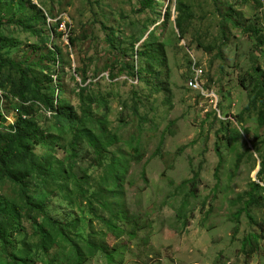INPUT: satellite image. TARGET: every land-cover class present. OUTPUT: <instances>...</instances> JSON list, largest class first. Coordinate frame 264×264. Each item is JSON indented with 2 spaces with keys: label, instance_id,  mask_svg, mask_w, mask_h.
<instances>
[{
  "label": "rangeland",
  "instance_id": "obj_1",
  "mask_svg": "<svg viewBox=\"0 0 264 264\" xmlns=\"http://www.w3.org/2000/svg\"><path fill=\"white\" fill-rule=\"evenodd\" d=\"M35 1L39 10L29 0L0 2V56L16 62L0 71V130L8 131L19 116L25 117L23 106L29 107L27 118L50 136L49 150L35 146L36 158L42 162L51 155L69 169L70 192H57L52 201L31 188L45 215L68 223L85 213L82 235L101 236L105 226L87 215V203L97 205L104 173L116 159L129 167L123 191L143 226L135 239L105 237L112 264H264V175L259 176L264 0H153L145 11L143 0ZM63 21L68 29L59 27V32L64 35L52 32ZM30 23L34 29L26 27ZM250 25L262 43L245 31ZM69 35L75 38L72 47ZM31 44H38V52ZM147 44L154 50L150 55L158 56L156 63L136 54ZM49 48L58 51L60 60L33 65ZM49 65L58 70L53 83L41 67ZM197 65L213 102L187 88ZM22 71L41 78L42 86L60 87L54 95L43 89L41 98L29 87L23 99L17 89ZM46 94L54 97L55 106L59 100L71 106L75 123L61 122L44 103ZM99 138L112 140L101 165L94 148ZM135 147L144 155L140 162L133 160ZM157 148L160 155H154ZM196 175L194 196L192 187L181 183ZM253 182L260 188L250 193ZM248 193L255 200L250 205ZM0 196L23 199L20 186L7 178L0 179ZM24 227L30 239L15 235V245L21 249L31 241L28 264H45L39 236L29 223ZM252 234L259 237L257 246L245 253L244 240ZM90 260L87 264H111L101 251ZM0 264H12L2 248Z\"/></svg>",
  "mask_w": 264,
  "mask_h": 264
},
{
  "label": "trees",
  "instance_id": "obj_2",
  "mask_svg": "<svg viewBox=\"0 0 264 264\" xmlns=\"http://www.w3.org/2000/svg\"><path fill=\"white\" fill-rule=\"evenodd\" d=\"M33 3L31 0H29ZM2 2V0H0ZM153 0H143L142 11L150 9ZM8 4V3H7ZM13 4L10 5L12 7ZM33 6H39L33 3ZM179 6L183 7L185 12L187 11L181 3ZM14 15L17 13H13ZM230 19V17L227 16ZM44 23L47 24V17L43 16ZM231 20V19H230ZM232 21V20H231ZM179 22V21H178ZM233 22V21H232ZM152 21V24H155ZM176 23V22H175ZM233 25L238 28V25L233 22ZM58 24L52 32L60 36L64 35L63 32H59ZM29 29H34L32 23L27 25ZM176 28L181 29L179 23H176ZM72 30L70 29V32ZM245 31H250L259 43H262L261 38L258 37V31L254 29L252 25L245 28ZM51 38V37H50ZM71 47L75 45V38L72 35L68 36ZM138 42L135 40V43ZM32 50L38 52L40 47L38 44L30 45ZM151 45H144L145 48L142 51H136V54L142 58H146L152 63H156L157 55H150L149 52H154L153 49H149ZM38 61L32 63L33 65H41L48 61L50 64H56L60 57L58 51L54 48H49L47 53H42ZM16 65L13 60H6L0 56V71L3 70L7 65ZM43 65V64H42ZM53 66V65H52ZM23 67V63H19V69ZM45 71V76L49 83H53V74L58 73L57 69H52L51 66H41ZM23 69V68H22ZM257 73H263L260 68L255 70ZM259 84L260 94L259 98L262 99L263 115L261 116L260 123L264 125V76L260 78ZM13 83V82H12ZM41 78H32L28 76L25 71H22V82L17 88L18 92L21 91L20 96L25 99V91L29 87H33L36 93L39 94V98L43 95V89L50 91L54 95L59 85H45L42 86ZM4 86L3 82H0V89ZM14 87V83H13ZM51 94H46L44 103L48 108L56 111L58 118L61 122H67L68 124L75 123L76 119L71 112V106L67 105L62 100H59V105H54V97ZM258 98V99H259ZM1 99V95H0ZM256 105V101H253ZM29 107L23 106L25 111V117L19 116L16 123L9 127L8 131L0 130V179L7 178L20 186V191L23 194L22 201L9 196H0V249L5 251L6 257L12 264H28V254L33 251V243L28 240L27 243L22 245L21 249L15 245V235L23 236L24 239H28L29 236L25 234L27 229L24 227V222L29 223L34 228V233L39 236L37 241L38 248H42L48 260L45 264H87L91 258L95 257L99 251L106 255L109 263L114 262L113 254L110 252V248L105 241V237L109 233H112L117 238H121L128 234L130 239H135L138 236L139 231L142 229L140 217H134L128 208V197L123 191V184L125 177L128 173L126 164L116 159L112 160L111 164L104 173V182L99 189L100 199L97 205L93 202L87 203L88 211L87 215L90 214L93 219L97 222L102 223L105 226V232L101 236L97 235V232H91L87 235H82L81 231L83 225L81 224L82 219L86 220L85 213L81 216H72L71 222L63 223L56 221L46 216L43 211L42 204L34 201V194L37 190L43 191L44 195L48 200L52 201V197L56 196V193L70 192L68 186V168L60 167L61 160L55 159V157L49 155L45 156L43 161H39L36 156L34 149L35 146L40 145L45 150H49L50 143L48 142V134L38 124L27 118ZM236 118V117H234ZM240 123H242V116L237 117ZM2 119V110L0 108V122ZM238 121V120H237ZM247 133V132H246ZM235 135L240 137L239 132H235ZM112 140L104 142L103 139L99 138L97 144L94 145L95 152L97 155V163L101 165V155L105 152L106 145H111ZM249 152V150H247ZM154 155H160L159 148L154 151ZM132 157L134 161L140 162L143 160L144 155L140 152V149L135 147L132 148ZM242 157V156H240ZM242 160V159H241ZM67 173V179L65 175ZM264 175V157L260 164L259 176ZM198 182V175L192 180L184 181L182 185H190L192 187L191 194L196 196V184ZM252 191L260 188L259 184H251ZM31 188H36L33 192ZM83 193V192H82ZM250 193L249 196L251 195ZM65 194V193H64ZM67 195V194H66ZM71 200V197H70ZM255 202L251 195V199L247 204H253ZM97 207H96V206ZM239 215V214H238ZM47 217L49 222H41L40 217ZM92 220V219H91ZM91 220L89 221L92 226ZM88 224V226H89ZM127 227L129 228H123ZM93 236H96V240H91ZM258 236L252 234L244 240L243 251L248 253L252 249L255 250L258 241ZM30 239V238H29ZM62 239V241H61ZM32 240V239H31ZM254 240V241H253ZM66 243V245L64 244ZM53 245H57V249L53 252ZM37 246V245H36ZM10 248V252L8 249ZM67 249V252L66 250ZM67 253V254H66Z\"/></svg>",
  "mask_w": 264,
  "mask_h": 264
},
{
  "label": "built area",
  "instance_id": "obj_3",
  "mask_svg": "<svg viewBox=\"0 0 264 264\" xmlns=\"http://www.w3.org/2000/svg\"><path fill=\"white\" fill-rule=\"evenodd\" d=\"M193 75L187 80V87L188 89L192 91H198L201 92L202 95H204L202 91V85H203V76L204 72L202 67L198 66H193ZM205 97H211V95H205Z\"/></svg>",
  "mask_w": 264,
  "mask_h": 264
},
{
  "label": "clouds",
  "instance_id": "obj_4",
  "mask_svg": "<svg viewBox=\"0 0 264 264\" xmlns=\"http://www.w3.org/2000/svg\"><path fill=\"white\" fill-rule=\"evenodd\" d=\"M33 3H35V4H37V2L35 1V0H31ZM60 24V23H59ZM60 28H67L68 29V26H67V22H65V21H63V23L61 22V25L59 26ZM71 29V28H70ZM68 37V36H67ZM198 67L200 66V65H197ZM201 67V66H200ZM203 69V68H202ZM203 72H204V70H203ZM204 77V76H203ZM187 83V82H186ZM188 88V87H187ZM202 91H203V93H204V95H202L201 94V92H198V91H195V92H197V93H199V94H201L202 95V97L203 98H205L206 100H209L210 102H213V100H214V98H215V96H214V94H213V92H211V91H209V90H207V89H205L204 88V81H203V85H202ZM205 95H211V97H205Z\"/></svg>",
  "mask_w": 264,
  "mask_h": 264
}]
</instances>
